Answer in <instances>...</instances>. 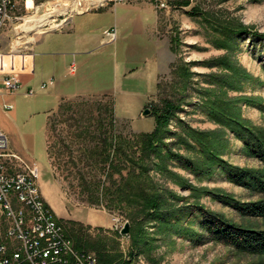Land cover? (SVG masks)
Wrapping results in <instances>:
<instances>
[{
  "label": "rangeland",
  "instance_id": "374dc122",
  "mask_svg": "<svg viewBox=\"0 0 264 264\" xmlns=\"http://www.w3.org/2000/svg\"><path fill=\"white\" fill-rule=\"evenodd\" d=\"M185 1L189 4L180 7L178 3ZM87 4L94 7L83 27V33L94 38L90 52L75 51L70 57L58 54L43 74L46 79L51 75L55 81L53 85L43 82L47 84L46 87L41 84L45 90L39 88L29 97L5 96L15 104L10 113L18 108L22 111L8 134L10 147L28 162L34 163L32 158L39 162L37 182L43 199L64 226L74 247L93 253L104 264H125L127 260L130 264H264V255L240 252L208 237L200 243L193 241L188 233L184 234L186 229H197L196 221L191 223L193 217L183 216L181 227L144 224L129 222L133 205L127 202L115 201L109 208L111 199L103 198L100 204H93L97 187L109 183L105 181L104 155L94 154L104 149V139L110 136L111 116L107 106L113 108L115 132L133 138L153 131L156 125L153 113L168 99L179 104L169 129L195 149L182 143L173 145L178 141L177 136L167 141L175 152L201 167L200 174L191 173L178 162L168 160L165 165L172 173H154L161 185L178 194L174 201L176 208L203 205L237 224L264 229V218L242 216L209 192L231 195L242 202L264 198L258 188L237 185L227 179L219 166L221 160L263 176L264 163L246 152L234 129L210 116L213 106L224 114L232 113V117L252 130L264 132V70L249 37L219 38L217 45L214 41L217 33L211 27L212 21L227 25L234 21L264 33V0H128L124 3L87 0ZM193 7L204 14H187ZM61 10L54 13L42 9L19 10L16 15L21 19L12 18L0 32V70L11 69L22 75L29 71L35 57L27 53L34 52L39 37L46 31L62 32L70 25L66 22L76 16L60 15ZM45 15L51 22L41 29L24 28L28 20H33L29 25L34 26L35 19ZM63 19L66 22H61ZM60 22L62 27L56 28ZM113 26L118 28V35L116 40L109 41L103 31ZM71 32L49 34L47 43H51L47 47L38 43L35 50H53L56 45L52 40L56 38L83 36L77 29ZM223 43H228L229 48L222 47ZM63 48L67 47L58 50ZM40 57L37 54V72L43 69ZM74 62L76 74L70 67ZM27 79L22 78V86ZM77 89L89 94L66 98L71 101L64 102L61 109L57 105L45 122L43 110L54 106V92L70 93ZM146 109L150 113L144 115ZM29 113L35 115L31 121ZM196 132L208 136L198 137ZM197 138L206 139L221 160L218 158L212 164L209 154L207 157L200 154ZM7 165L19 166L11 160H7ZM20 168L23 169L21 165ZM180 181L191 185V189L183 188ZM114 218L121 220L122 228L129 222L128 234H121L122 228H114ZM134 237H137L136 248Z\"/></svg>",
  "mask_w": 264,
  "mask_h": 264
},
{
  "label": "trees",
  "instance_id": "16d2710c",
  "mask_svg": "<svg viewBox=\"0 0 264 264\" xmlns=\"http://www.w3.org/2000/svg\"><path fill=\"white\" fill-rule=\"evenodd\" d=\"M178 4L183 7L188 5L189 2L185 1ZM187 14L202 16L204 13L199 8L193 7L187 11ZM211 27L217 33L214 38L217 45L219 38L222 40H237V38L241 39L248 36L254 55L258 56L264 70V33L252 31V28L234 21L229 22L228 25L217 20L212 21ZM221 46L229 48L228 43H223ZM172 49L176 50L174 46H172ZM165 101L164 106L162 108L158 107L153 113L156 119L153 131L140 133L133 138L115 132L113 108L107 106L111 116L109 123L110 136L104 139V149L96 151L94 154L104 155L102 164L106 168L105 181H108L109 185L104 184L101 188L100 186L97 187L98 192L94 194L93 204H100L103 198L111 199L112 203L110 202L111 204L108 205L109 208L115 201L127 202V205H133L129 213L131 219L129 222L138 221L144 224L154 222V224L160 223L165 226L171 224L173 227H181L180 223L183 216L193 217L191 223L196 221L197 229H190L192 231L186 229V233H184H188L193 241L200 243L208 237L240 252L264 255V229L237 224L203 205L187 204L176 208L174 201L177 200L178 194L156 180L154 173L159 171L162 175H167L171 172L165 165L168 160L178 162L180 166L187 168L191 173H201V167L196 165L195 162L173 150V145L176 143H182L189 149L195 148L193 144L180 140L177 133L169 129V123L176 116L179 104L168 99ZM64 106L65 103H62L60 109ZM227 114L211 106L210 116L234 129L238 138L244 142L246 152L264 163V132L258 133L243 125L234 116L232 117V113ZM204 135L208 136L207 133L204 134L203 132H196L195 136L202 137ZM176 136L178 141L171 145L167 140ZM196 141L199 147L197 151L205 157L209 154L212 164L218 162V158L221 160L220 156L216 155V149L210 147L206 139L197 138ZM221 161L222 164L219 166L227 174L226 177L230 182L258 188L264 193L263 174L260 175L252 169L234 166L225 160ZM115 175H118V177ZM181 186L191 189V185H186L185 182H181ZM209 192L213 198H217L226 205L231 206L242 216L264 218V198L242 202L231 195L214 191ZM187 225H190V223ZM183 232L173 231L172 233L183 234ZM134 240V248H136L138 246L137 237H134ZM132 252L130 254L133 255ZM130 262V260H127L125 264H130ZM99 264H104L103 260L102 262L99 261Z\"/></svg>",
  "mask_w": 264,
  "mask_h": 264
},
{
  "label": "built area",
  "instance_id": "2783aa9c",
  "mask_svg": "<svg viewBox=\"0 0 264 264\" xmlns=\"http://www.w3.org/2000/svg\"><path fill=\"white\" fill-rule=\"evenodd\" d=\"M52 1L54 3H50ZM127 1L115 0L117 3ZM93 8L87 0H0V32L12 18L21 19L16 15L19 10L42 9L54 13L62 9L60 15L74 16L91 12ZM65 19L61 22H66ZM61 22L56 28L62 27ZM103 33L113 41L118 28L113 26ZM75 69L73 63L72 72ZM0 74H3L0 95L17 93L21 87L20 73L1 69ZM34 92L31 88L27 93L33 95ZM3 107L11 109L13 105L4 103ZM7 160L17 161L23 169L8 166ZM39 177L40 168L36 163L9 151V138L0 128V264H99L93 253L74 247L64 226L44 201L37 182ZM122 225L119 218H114L115 229H121Z\"/></svg>",
  "mask_w": 264,
  "mask_h": 264
},
{
  "label": "crops",
  "instance_id": "0c3cea01",
  "mask_svg": "<svg viewBox=\"0 0 264 264\" xmlns=\"http://www.w3.org/2000/svg\"><path fill=\"white\" fill-rule=\"evenodd\" d=\"M92 13H93V11H92ZM92 13L91 12H86V13H82V14L76 15L77 17L76 16L72 17V19H71L72 22L70 23L71 20L66 22V25L67 24H70V25L66 26V28L64 30H62V32L58 31V30L57 31L56 30H54V31L51 30V31L44 32L43 35L39 37V40H38L37 44L33 46V49H34V52H35L36 51L35 48L37 47L38 43L40 44L39 45L40 47H42V46H44V47L46 46L47 47V44L51 43L50 41H49V43H47V41H48L47 40V36L49 34H52L53 36L54 35H59V33H61V34H73L71 31L77 29L78 31L82 32V34H80V35H83L84 37L83 36L82 37H72L71 36L70 38H66V39H63V40H62V38H56L55 41L52 40V43L56 45V47L53 50H50L48 48H43L42 51H39V52L36 51L35 55H34V52L33 53H27V54H33L32 56L35 57V60H34V63H32L33 66H31V69L29 71H27L23 75L20 74L21 87H20L19 91H17V93H15V94H9L8 93L6 95V93H4L3 95H0V97L2 99L0 101V121H1L0 128L7 134V136H8L9 133H11L12 127H14L13 121H17V119H19V116L22 114L21 113L22 111L19 110V108H18L14 113H10L14 107L11 108V109L4 108L3 107L4 103H9V104H12V105L14 104L12 101L6 100L5 96L16 95V96H20V97H24V96L25 97H29V96H33L35 94L34 93L33 95H29L27 93L29 89L34 88L35 92L39 88L40 89H44V88H41V84L43 82H49L50 83L49 85H53L54 83H51V80H52L51 75L49 76L50 78L46 79L45 76H43V74L45 73V69H46L47 65L51 64L53 62V60L55 59V57H57L58 54H62V55H65L66 57H70V56L76 54L75 51H80L81 53L90 52L89 46L94 41V38L91 35H89V34H87L85 32L83 33V31L85 30V28H83V27H85L84 24L86 23V20L88 19L89 14H92ZM63 27H65V26H63ZM107 28H109V27H107ZM104 29H106V28H104ZM63 31H67V32H63ZM80 35H78V36H80ZM101 41H103L102 38H101ZM64 46L67 47V48H63L62 50H58V48L64 47ZM37 54H39L41 56L40 60H41V62L43 64V69H42L41 72H37V67H36L37 66L36 65ZM27 56H31V55H27ZM72 64H70V67L72 66ZM74 64L76 65V62H74ZM76 72H77V70L75 69L73 74H76ZM70 73H72L71 70H70ZM24 76L27 77L28 79H27V83L22 86V83H23L22 82V78ZM52 77H54V76H52ZM0 78H3V74H0ZM0 87H2L1 84H0ZM65 89H68V88H65ZM88 94H89V92H83L80 89L74 90L73 92H70V93H68V92L59 93V92L55 91L54 92V97L52 98V101H55L54 106L49 108V109L43 110L44 113H45V122H47L46 120H47L48 115L50 114V112H52L53 109L57 105H59L58 108L60 109V106L62 105V103L71 101V100L70 101H66L67 100L66 98H69L71 96L88 95ZM13 106H15V104ZM37 112H40V111H37ZM34 113H35V111L33 112V114ZM33 114L32 113L28 114V115H30L28 117L29 121H31L33 119V117L35 116ZM8 118H10V119H8ZM43 124H45V123H43ZM43 124H42V127H43ZM42 129H44V128H42ZM8 138H9V136H8ZM9 151L17 153L19 156H21L23 159H25L27 161L25 156H22L21 154H19L17 150L13 151L11 149L10 140H9ZM32 159L34 160V163H37L39 168H40L39 162L35 158H32ZM11 161L18 163L17 161H13V160H11ZM19 166L18 167L15 166L16 169H18Z\"/></svg>",
  "mask_w": 264,
  "mask_h": 264
},
{
  "label": "bare ground",
  "instance_id": "6f19581e",
  "mask_svg": "<svg viewBox=\"0 0 264 264\" xmlns=\"http://www.w3.org/2000/svg\"><path fill=\"white\" fill-rule=\"evenodd\" d=\"M32 5V3H30ZM51 18H49V16L45 15L41 18H38V19H35V25L34 26H30L29 25V22L30 21H33V20H28V22L26 23V26H24V28L27 30V31H30V30H35V29H41V27H43L44 25H47L51 22L50 20Z\"/></svg>",
  "mask_w": 264,
  "mask_h": 264
},
{
  "label": "water",
  "instance_id": "95a60500",
  "mask_svg": "<svg viewBox=\"0 0 264 264\" xmlns=\"http://www.w3.org/2000/svg\"><path fill=\"white\" fill-rule=\"evenodd\" d=\"M149 113H150L149 109L144 110V115H147ZM129 231H130V224L129 222H126L124 227L121 230V234L126 235L129 233Z\"/></svg>",
  "mask_w": 264,
  "mask_h": 264
}]
</instances>
